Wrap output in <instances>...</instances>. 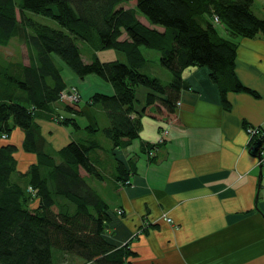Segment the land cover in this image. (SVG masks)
Segmentation results:
<instances>
[{
	"label": "trees",
	"instance_id": "trees-1",
	"mask_svg": "<svg viewBox=\"0 0 264 264\" xmlns=\"http://www.w3.org/2000/svg\"><path fill=\"white\" fill-rule=\"evenodd\" d=\"M253 6L254 0H0V46L22 29L29 59L0 65V264H59V256L84 264H131L136 253L130 245L118 246L106 236L109 206L91 185L105 178L91 158L101 146L97 135L103 132L111 141L117 181L128 184L135 168L119 152L139 138L143 116L179 120L181 93L189 88L186 68H208L223 97L228 91L255 94L238 80V46L222 32L224 27L232 36L264 37V19ZM124 32L127 38L121 39ZM78 41L95 52L89 61ZM143 47L159 52L169 82L144 71L150 64ZM110 49L123 52L125 60L97 56ZM60 63L76 77L95 75L113 86L114 93L98 92L90 99L105 111L106 127H82L81 111L69 106L77 103L60 107L69 116L56 108L69 85ZM139 86L148 90L140 109ZM53 116L86 136L51 153L38 120ZM17 129L24 134L23 150L36 156L24 173L17 169L18 148L9 142ZM154 148L147 146L149 153ZM27 178L37 207L19 182Z\"/></svg>",
	"mask_w": 264,
	"mask_h": 264
},
{
	"label": "crops",
	"instance_id": "crops-1",
	"mask_svg": "<svg viewBox=\"0 0 264 264\" xmlns=\"http://www.w3.org/2000/svg\"><path fill=\"white\" fill-rule=\"evenodd\" d=\"M256 2H262L259 13ZM253 10L264 19V0H254ZM222 32L237 43L238 80L255 94L228 91L223 97L208 68L188 67L183 79L189 88L181 93L179 120L143 116L139 138L119 152L135 168L128 184L117 181L112 143L106 148L98 139L101 146L91 154L105 177L91 185L109 206L106 236L118 246L130 245L136 253L131 264H264V168L246 131L247 126L264 131V37L232 36L224 27ZM144 56L150 64L146 73L171 80L163 69L147 72L157 58ZM66 78L82 95L78 105H69L81 111L80 125L106 127L105 111L90 99L98 92L114 93L113 86L95 75ZM139 91L140 109L148 90ZM60 106L56 108L69 116ZM38 123L51 150L86 136L54 119ZM23 140L17 129L9 142L20 147L16 158L24 173L36 156L23 150ZM148 145L155 146L153 156Z\"/></svg>",
	"mask_w": 264,
	"mask_h": 264
},
{
	"label": "rangeland",
	"instance_id": "rangeland-1",
	"mask_svg": "<svg viewBox=\"0 0 264 264\" xmlns=\"http://www.w3.org/2000/svg\"><path fill=\"white\" fill-rule=\"evenodd\" d=\"M260 5H262V2H256V12L259 13L260 12ZM126 6H131V4H126ZM262 15V14H261ZM37 19L40 21V22H45V23H48V22H53L51 19H47V18H43V17H39V16H36ZM139 19L145 24V25H150L149 22L146 20L145 17H143L141 14H139ZM54 25H58L56 22H53ZM127 38V34L124 32L121 39H126ZM78 44L79 46L81 47V51H82V56L84 59H87V58H92L93 54H95V52L93 50H91L90 46L83 42V41H78ZM142 49V53H144L145 55H147V57L149 59H156V61L154 60L150 66V68L152 69L151 71L147 70V72H150V73H158L160 69H163V71H166L167 73H170L168 70H166L165 68H163L161 65H160V54L158 51L156 50H151V49H148V48H141ZM122 55H124L123 52L119 51V50H114V49H110V50H102L100 51L97 56H99L100 58H102V60H111V59H121ZM29 62V59H28V52H27V48H26V45H25V42H24V33H23V30L20 29L19 30V33L17 36H15L11 41L10 43L7 45V46H0V65L1 64H12V65H18L20 63H25V64H28ZM60 66L63 67L62 71H63V74L65 77H70L71 76V72L65 67L64 68V65L63 63H60ZM67 79V78H66ZM68 82V80H67ZM140 88L142 90H146L147 88L145 86H139L137 87V90H136V95H137V98L139 100V96H142L141 95V92L139 91ZM76 93V99L74 100V103H79L82 99V95L79 91V87L77 85H68L67 89H66V92L65 94H71V93ZM68 99L64 97H61L60 98V107L62 108V105L63 104H66V102ZM138 102H136L137 104ZM53 119L55 122H57L59 125H62L61 122H60V118L55 117L53 116ZM62 119V118H61ZM64 126V125H62ZM99 133V132H97ZM97 138L100 140V142L107 148L110 146V140L108 138H106L103 134V132H101V134H98L97 135ZM3 140V139H2ZM1 142V141H0ZM4 143V142H3ZM17 148H18V151L16 153V155H18V152L20 150V147L18 145H16ZM21 151V150H20ZM56 152L55 150H51V153H54ZM154 152L152 151L151 153H149L150 156H153ZM18 162H20V159L18 157ZM21 164H22V161H21ZM20 164V167H23L22 165ZM17 169H18V166H17ZM32 179V178H30ZM29 178H27L26 180L22 181V180H19V182L25 187L27 193H30V203H31V206L32 207H37L38 205V197L35 196V191L32 187V185L30 184L31 182L28 180H30ZM58 256V255H57ZM67 258H69L67 256ZM57 262L59 264H84V262H82L81 260H78V259H73V260H67L66 258H62V256H59L57 258Z\"/></svg>",
	"mask_w": 264,
	"mask_h": 264
},
{
	"label": "built area",
	"instance_id": "built-area-1",
	"mask_svg": "<svg viewBox=\"0 0 264 264\" xmlns=\"http://www.w3.org/2000/svg\"><path fill=\"white\" fill-rule=\"evenodd\" d=\"M218 18L215 17V21L218 22ZM76 93L71 94H65L62 93L61 97H64L68 99L67 101L69 103H74V100L76 99ZM247 134L250 136V146H252V149L254 153H256L258 157V163L259 165L264 168V131H262L258 127L253 126H247L246 127ZM168 222H171L170 218H167Z\"/></svg>",
	"mask_w": 264,
	"mask_h": 264
},
{
	"label": "water",
	"instance_id": "water-1",
	"mask_svg": "<svg viewBox=\"0 0 264 264\" xmlns=\"http://www.w3.org/2000/svg\"><path fill=\"white\" fill-rule=\"evenodd\" d=\"M257 157H259V156H257Z\"/></svg>",
	"mask_w": 264,
	"mask_h": 264
}]
</instances>
